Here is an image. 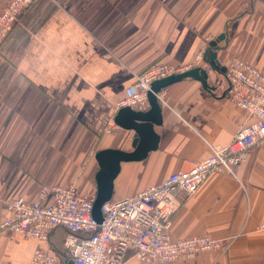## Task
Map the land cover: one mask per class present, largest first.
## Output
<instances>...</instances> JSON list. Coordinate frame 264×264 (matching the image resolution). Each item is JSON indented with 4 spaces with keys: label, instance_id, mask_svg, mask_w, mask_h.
<instances>
[{
    "label": "crops",
    "instance_id": "obj_1",
    "mask_svg": "<svg viewBox=\"0 0 264 264\" xmlns=\"http://www.w3.org/2000/svg\"><path fill=\"white\" fill-rule=\"evenodd\" d=\"M9 1L0 0V13ZM205 49L208 56L216 51L220 68L237 58L264 73V0H35L0 49V223L11 216L12 201L35 203L43 185L74 186L95 197L98 153L144 148L135 129L116 122L115 105L134 92L136 76L156 62L192 65ZM208 76L206 86L187 78L161 89L167 95L154 115L156 147L121 163L113 199L190 169L251 121L228 99L226 73ZM172 222L175 240L234 243L225 254L168 264H264V232L257 231L264 223V146L248 155L236 177L212 174ZM65 234L58 228L49 240L62 261ZM36 246L6 232L0 264H30ZM124 264L142 263L129 249Z\"/></svg>",
    "mask_w": 264,
    "mask_h": 264
},
{
    "label": "built area",
    "instance_id": "obj_2",
    "mask_svg": "<svg viewBox=\"0 0 264 264\" xmlns=\"http://www.w3.org/2000/svg\"><path fill=\"white\" fill-rule=\"evenodd\" d=\"M35 0H10L0 13V49L24 13ZM206 49L195 63L172 67L156 62L136 76L134 92L115 105L116 110L131 108L147 112L149 94L155 82L202 68L211 67ZM228 99L244 110L251 121L240 128L228 146H211L212 155L193 162L188 170L173 173L164 182L131 197L111 199L102 206L103 221L93 217L95 197L82 196L74 186L43 185L38 199L30 203L15 199L9 204L11 216L0 223V240L6 232L30 237L37 242L30 264H63L49 246L51 234L58 228L66 231L62 252L73 264H124L129 249L142 264H168L183 257L195 259L204 252L227 253L234 239L209 236L173 239L172 219L185 202L197 194L214 173L236 177L237 168L248 155L264 146V73L241 59L227 67ZM167 91L156 94L166 103ZM258 232H264L261 223Z\"/></svg>",
    "mask_w": 264,
    "mask_h": 264
},
{
    "label": "water",
    "instance_id": "obj_3",
    "mask_svg": "<svg viewBox=\"0 0 264 264\" xmlns=\"http://www.w3.org/2000/svg\"><path fill=\"white\" fill-rule=\"evenodd\" d=\"M224 38L225 35H222L217 41L211 42L210 48L217 50L219 41L224 40ZM217 58L218 56L216 51H213L207 59L208 64L213 71L226 73L227 70L225 68L219 67ZM187 78H195L205 86L208 85V73L202 68L194 69L189 72L180 75H174L155 82L152 85V91L149 94L151 111L138 112L131 108H123L119 111L118 117L116 119L117 124L127 129H135L141 139L140 145L144 144V148L141 149L142 146H140V148L134 153H126L117 150H107L98 153L97 159L101 170L97 176L98 189L93 205V217L98 224H101L103 221L102 206L113 198L114 181L119 174L121 163L132 161L140 156L145 155L147 153V148L152 149L156 147L155 141L152 139L154 134L153 128L159 122L154 118V115L159 116L161 112V104L158 101L156 94L159 93L163 87H167L168 85ZM124 119H129L133 121V123L124 125V123H122V120ZM68 264H73V261L70 260Z\"/></svg>",
    "mask_w": 264,
    "mask_h": 264
},
{
    "label": "trees",
    "instance_id": "obj_4",
    "mask_svg": "<svg viewBox=\"0 0 264 264\" xmlns=\"http://www.w3.org/2000/svg\"><path fill=\"white\" fill-rule=\"evenodd\" d=\"M208 49H209V51H210V47H208ZM209 51H208V52H209ZM208 54H209V53H207V59L209 58ZM62 262H63V264H67V260H63Z\"/></svg>",
    "mask_w": 264,
    "mask_h": 264
}]
</instances>
